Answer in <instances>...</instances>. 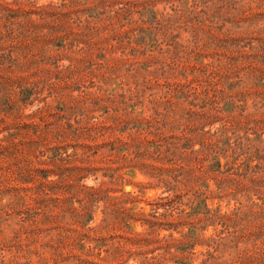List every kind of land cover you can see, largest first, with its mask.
Here are the masks:
<instances>
[{
  "label": "rangeland",
  "instance_id": "1",
  "mask_svg": "<svg viewBox=\"0 0 264 264\" xmlns=\"http://www.w3.org/2000/svg\"><path fill=\"white\" fill-rule=\"evenodd\" d=\"M0 264H264V0H0Z\"/></svg>",
  "mask_w": 264,
  "mask_h": 264
}]
</instances>
